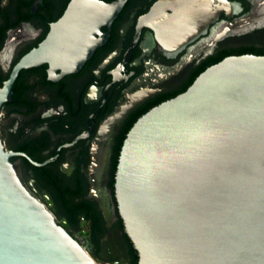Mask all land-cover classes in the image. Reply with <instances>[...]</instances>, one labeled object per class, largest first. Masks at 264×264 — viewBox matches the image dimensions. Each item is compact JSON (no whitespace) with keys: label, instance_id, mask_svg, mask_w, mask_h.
I'll return each instance as SVG.
<instances>
[{"label":"water","instance_id":"water-1","mask_svg":"<svg viewBox=\"0 0 264 264\" xmlns=\"http://www.w3.org/2000/svg\"><path fill=\"white\" fill-rule=\"evenodd\" d=\"M126 1L71 0L0 88V121L22 70L78 72ZM206 4L201 18L213 22L219 11ZM203 5L161 0L140 26L177 36ZM262 10L227 24L213 43L264 25ZM18 155L0 133V264H99L25 186ZM115 193L138 264H264V56L226 57L140 117L120 152Z\"/></svg>","mask_w":264,"mask_h":264},{"label":"flooded vegetation","instance_id":"flooded-vegetation-1","mask_svg":"<svg viewBox=\"0 0 264 264\" xmlns=\"http://www.w3.org/2000/svg\"><path fill=\"white\" fill-rule=\"evenodd\" d=\"M160 1L127 0L111 27L102 28L106 42L78 72L62 76L47 64L22 70L2 110L0 133L19 154L14 163L25 186L99 264L131 261L115 193L116 156L130 122L185 92L212 58L264 48V25L213 43L227 24L262 10L264 0H213L219 11L213 22L199 12L209 13L211 0H201L200 20L170 38L140 26ZM70 2L0 0V88Z\"/></svg>","mask_w":264,"mask_h":264},{"label":"trees","instance_id":"trees-1","mask_svg":"<svg viewBox=\"0 0 264 264\" xmlns=\"http://www.w3.org/2000/svg\"><path fill=\"white\" fill-rule=\"evenodd\" d=\"M245 54H253V55H258V56H264V48H261V47L255 46V45H250V46L244 47V48H242L240 50H228L224 54H222L220 57H218V58H212L209 64H207L205 67L202 68V70H200V71H198L196 73L195 80L207 68H209L210 66L215 65V64H217L219 62H221L226 57H229V56H239V55H245ZM151 107L150 108H147L142 115H144L148 111H150L151 110ZM138 119L139 118L134 119L133 121L130 122V124L128 126V129L126 131L127 133L131 130V128L134 126V124L137 122ZM124 139H126V135L123 137L122 142H121V145H123ZM119 156H120V152L116 156V159H117L116 166L118 164ZM128 244H129V249H130L131 261L128 262L127 264H138L139 256H138L137 251L134 249L133 243L130 240V238H128Z\"/></svg>","mask_w":264,"mask_h":264}]
</instances>
